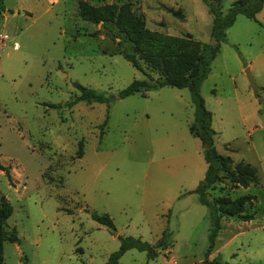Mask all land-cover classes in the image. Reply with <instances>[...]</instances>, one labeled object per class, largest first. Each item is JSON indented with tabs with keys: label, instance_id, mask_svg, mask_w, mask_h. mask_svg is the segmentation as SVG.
I'll return each instance as SVG.
<instances>
[{
	"label": "rangeland",
	"instance_id": "rangeland-1",
	"mask_svg": "<svg viewBox=\"0 0 264 264\" xmlns=\"http://www.w3.org/2000/svg\"><path fill=\"white\" fill-rule=\"evenodd\" d=\"M79 1L0 0V165L8 173L0 171V199L12 208L8 230L18 237L3 245V264H105L126 238L151 247L164 238L168 246L152 259L130 249L118 264H201L210 222L192 193L206 163L188 130L191 95L162 87L122 97L149 79L123 58L131 45L114 26L79 18ZM83 1L129 3L148 29L211 45L208 3L224 14L237 0ZM225 34L199 94L216 151L255 168L259 184L225 181L208 191L209 201L253 197L243 212L252 220L221 219L208 259L264 264V4L256 20L237 16ZM75 84L106 102L70 106ZM91 213L108 215L115 230Z\"/></svg>",
	"mask_w": 264,
	"mask_h": 264
},
{
	"label": "trees",
	"instance_id": "trees-1",
	"mask_svg": "<svg viewBox=\"0 0 264 264\" xmlns=\"http://www.w3.org/2000/svg\"><path fill=\"white\" fill-rule=\"evenodd\" d=\"M263 4L264 0H237L223 14L217 3L209 2V12L212 15L211 37L214 41L211 45L195 41L189 35L174 37L148 29L144 19L132 11L129 3L95 6L80 0L77 4L78 16L82 21L115 27L131 45L130 51L122 53L123 58L149 79V81L132 82L121 92L122 97L134 94L145 97L148 92L162 87L187 89L191 95L195 112L194 120L188 130L194 138L199 140L206 163L204 177L192 193L197 196L201 205L208 208L210 222L209 245L201 264H222L215 259H208L221 230L222 218L237 217L243 222L253 219L252 215L243 214L245 206H251L253 197L242 196L235 200L228 197H217L209 201L208 191L216 184L225 181L235 187L257 186L259 177L255 168L243 162L234 164L228 156H223L216 151L215 132L211 126L212 117L204 106L199 87L210 72L211 63L219 52L220 44L225 41V31L233 25L237 16L256 20V15L262 10ZM171 12L173 16L180 15L176 11ZM151 74L156 78L153 79ZM74 86L79 94L70 106L78 102L89 104L106 102V97L102 92L85 88L79 84ZM81 155L80 152L78 158ZM0 171L8 176L1 165ZM11 214V206L4 199H0V264L4 262L3 245L18 242L16 230H8L7 221ZM90 216L96 223L109 230H115L113 221L108 215L91 213ZM167 246L168 243L164 238L155 247L138 239L126 238L122 241L119 250L109 255L105 264H118L121 256L130 249L147 252L148 258L152 259L155 256V248L167 249Z\"/></svg>",
	"mask_w": 264,
	"mask_h": 264
},
{
	"label": "water",
	"instance_id": "water-1",
	"mask_svg": "<svg viewBox=\"0 0 264 264\" xmlns=\"http://www.w3.org/2000/svg\"><path fill=\"white\" fill-rule=\"evenodd\" d=\"M245 74H246V77H247V79H248V81H249L251 87L253 88V90H254V91H257L258 88L255 86V84H254V82H253V79H252V77H251L250 70H249L248 68L245 70Z\"/></svg>",
	"mask_w": 264,
	"mask_h": 264
},
{
	"label": "built area",
	"instance_id": "built-area-1",
	"mask_svg": "<svg viewBox=\"0 0 264 264\" xmlns=\"http://www.w3.org/2000/svg\"><path fill=\"white\" fill-rule=\"evenodd\" d=\"M14 46H15V47H17V45H16V44H15Z\"/></svg>",
	"mask_w": 264,
	"mask_h": 264
}]
</instances>
